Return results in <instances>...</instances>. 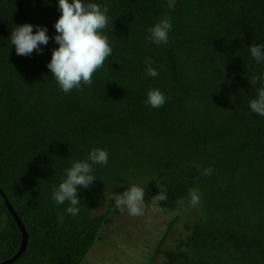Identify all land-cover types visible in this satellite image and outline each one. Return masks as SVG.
<instances>
[{
  "label": "trees",
  "instance_id": "obj_1",
  "mask_svg": "<svg viewBox=\"0 0 264 264\" xmlns=\"http://www.w3.org/2000/svg\"><path fill=\"white\" fill-rule=\"evenodd\" d=\"M91 2L109 9L112 56L91 85L65 94L47 68L58 45L22 56L7 40L25 23L54 36L56 0H0V190L29 238L13 264H85L93 250L105 264H264V116L248 106L264 86L250 83L264 64L248 48L264 44V0ZM163 17L173 25L168 44L149 43ZM148 59L158 76L146 74ZM150 89L166 96L162 107L145 104ZM95 148L108 163L92 166L96 179L78 191L73 217L52 192ZM132 185L169 222L158 236L131 233L120 244L111 227L123 212L112 196ZM159 191L167 199L153 207ZM21 243L0 196V264Z\"/></svg>",
  "mask_w": 264,
  "mask_h": 264
},
{
  "label": "clouds",
  "instance_id": "obj_2",
  "mask_svg": "<svg viewBox=\"0 0 264 264\" xmlns=\"http://www.w3.org/2000/svg\"><path fill=\"white\" fill-rule=\"evenodd\" d=\"M170 9L175 8L177 0H166ZM60 15L54 23L55 35L50 37L46 26L25 23L16 25L11 30L7 40L15 46L17 55L30 56L35 50L42 54L43 46H47L51 39L58 47L52 49L47 68L56 81L59 89L65 94L72 89L80 90L82 85L93 83V74L101 68L105 61L112 56V47L104 29L109 24V9L91 0H56ZM170 17H163L148 28L146 40L156 45H166L172 30ZM35 29V31H33ZM251 57L257 64H264V44L255 43L248 46ZM146 74L150 77L158 76L157 69L152 67L150 59L145 61ZM261 81L264 85V73L253 77L250 83ZM166 96L159 89H150L145 98V104L151 108H160L166 103ZM249 108L257 116H264V86L257 91V96L249 101ZM108 152L102 148L92 149L85 160L74 161L65 169L64 179L52 192V199L56 205L68 207L65 212L73 217L79 215L80 197L78 191L90 187L96 179L93 165H107ZM211 169H205L203 174L209 175ZM115 206L128 215L137 217L144 214V190L132 185L122 193L112 196ZM166 194L158 192L152 197V206L166 200ZM199 197L192 194L191 204H199ZM63 221V215L60 217Z\"/></svg>",
  "mask_w": 264,
  "mask_h": 264
},
{
  "label": "rangeland",
  "instance_id": "obj_3",
  "mask_svg": "<svg viewBox=\"0 0 264 264\" xmlns=\"http://www.w3.org/2000/svg\"><path fill=\"white\" fill-rule=\"evenodd\" d=\"M106 212L105 207L100 209V214H104ZM114 223L111 227V231L114 234V237L118 241V243L122 244L124 240V236H130L133 233L135 236L144 240V231H148L149 233L152 231H156V236L160 232L165 230V225L169 222L168 215L160 212L158 210L144 208V214L141 216L133 217L128 215L127 211H123V214L117 215L116 219H113ZM166 223V224H165ZM126 240V239H125ZM95 250L91 252L89 256L90 259L86 261L85 264H105L103 263L106 260V257L102 256L100 260L99 254L101 252L95 253ZM99 256V257H98ZM110 258H112L110 256ZM106 264H114L111 261H107ZM117 264H124L122 262H118Z\"/></svg>",
  "mask_w": 264,
  "mask_h": 264
},
{
  "label": "water",
  "instance_id": "obj_4",
  "mask_svg": "<svg viewBox=\"0 0 264 264\" xmlns=\"http://www.w3.org/2000/svg\"><path fill=\"white\" fill-rule=\"evenodd\" d=\"M0 196L2 197L8 212L14 218V220L17 223V226H18V228L22 234V243H21V247H20L18 254L12 260L2 263V264H13L14 262L18 261L21 258V256L25 253V251L27 250L29 238H28V234H27L21 220L19 219L18 215L15 213V211L13 210V208L11 207L7 198L2 193L1 190H0Z\"/></svg>",
  "mask_w": 264,
  "mask_h": 264
}]
</instances>
